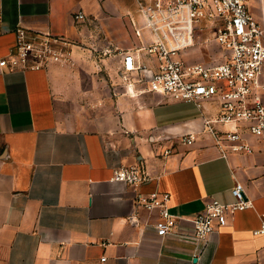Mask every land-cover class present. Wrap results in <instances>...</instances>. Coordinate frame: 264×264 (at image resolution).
Instances as JSON below:
<instances>
[{"label":"crops","instance_id":"obj_1","mask_svg":"<svg viewBox=\"0 0 264 264\" xmlns=\"http://www.w3.org/2000/svg\"><path fill=\"white\" fill-rule=\"evenodd\" d=\"M145 1L0 0V56L18 27L71 41L68 61L0 69V264H264V138L250 136L253 153H223L194 102L124 80L126 50L155 69V56L138 50L158 38ZM249 9L264 27V0ZM189 131H200L192 144L181 139ZM135 163L149 181L112 179L116 166ZM237 181L253 205L203 242L186 220L159 235L158 210L141 203L167 191L171 213L194 215L212 198L234 202Z\"/></svg>","mask_w":264,"mask_h":264},{"label":"built area","instance_id":"obj_2","mask_svg":"<svg viewBox=\"0 0 264 264\" xmlns=\"http://www.w3.org/2000/svg\"><path fill=\"white\" fill-rule=\"evenodd\" d=\"M140 7L148 29L158 38L138 50L155 56V69L146 64L142 53L126 50L121 69L124 80L133 81L134 87L143 82L145 91L167 100L194 102L203 112L202 131L221 152L253 153L250 136L264 138V27L250 11L249 0H148ZM76 18L84 20L87 15L80 11ZM204 22L213 28L223 59L188 61L182 51L195 44ZM136 32L141 34L139 29ZM70 43L62 35L18 27L15 47L0 56V69L41 68L53 61H68ZM136 70L142 76H136ZM127 90L133 92L129 85ZM199 133L189 131L181 139L192 144ZM112 179L137 187L149 181L151 174L141 163L121 164ZM232 192L234 202L212 198L204 209L189 216L170 212L167 191L152 190L141 203L158 210L155 228L159 235H168L186 220L193 225L194 238L203 242L229 223L230 213L253 205L243 182L237 181ZM257 233L264 236V221Z\"/></svg>","mask_w":264,"mask_h":264},{"label":"rangeland","instance_id":"obj_3","mask_svg":"<svg viewBox=\"0 0 264 264\" xmlns=\"http://www.w3.org/2000/svg\"><path fill=\"white\" fill-rule=\"evenodd\" d=\"M202 27L204 30L200 31L201 36L197 38L194 45L185 48L182 51V55L184 56V58L191 62L202 60L203 57L208 61L223 59V55L221 53H218V51L222 50V48L215 41L213 28L209 27V25H206L205 22ZM200 48H203L204 53L203 55L202 53H200L201 55L197 53V55H200L197 56L193 51H196Z\"/></svg>","mask_w":264,"mask_h":264}]
</instances>
